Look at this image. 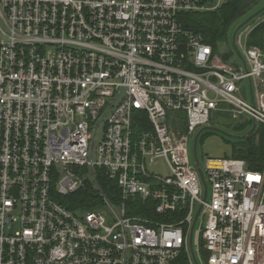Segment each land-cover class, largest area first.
Wrapping results in <instances>:
<instances>
[{
	"label": "built area",
	"instance_id": "obj_1",
	"mask_svg": "<svg viewBox=\"0 0 264 264\" xmlns=\"http://www.w3.org/2000/svg\"><path fill=\"white\" fill-rule=\"evenodd\" d=\"M222 2L0 0V264H264V170L193 156L218 113L264 125V38L229 64L179 22Z\"/></svg>",
	"mask_w": 264,
	"mask_h": 264
},
{
	"label": "trees",
	"instance_id": "obj_2",
	"mask_svg": "<svg viewBox=\"0 0 264 264\" xmlns=\"http://www.w3.org/2000/svg\"><path fill=\"white\" fill-rule=\"evenodd\" d=\"M264 6V0H223L222 5L214 11L187 12L179 15V22L189 31L201 34L215 53L222 44L230 45L233 28L246 20L252 14ZM259 20V22H257ZM251 23H256L250 37L254 38L251 46H261L264 38V12L255 18ZM230 54L224 55V60L228 61ZM218 124L230 121V114L218 113ZM136 125V132H143L142 121L146 120L143 113ZM215 121L213 120L211 125ZM247 123L252 124L250 121ZM244 129V128H243ZM236 130H240L236 128ZM232 158L246 161L248 168L252 171L261 172L264 170V125H258L252 135L245 139L234 140L232 142ZM100 183L112 199H117L119 194L118 185L108 179H100ZM93 194L90 186L86 190L78 191L67 198L66 206L72 211L92 210L91 201Z\"/></svg>",
	"mask_w": 264,
	"mask_h": 264
},
{
	"label": "rangeland",
	"instance_id": "obj_3",
	"mask_svg": "<svg viewBox=\"0 0 264 264\" xmlns=\"http://www.w3.org/2000/svg\"><path fill=\"white\" fill-rule=\"evenodd\" d=\"M218 5H219V0H208L207 6L209 8H214L217 7ZM200 12H204V11H200ZM257 22H259V20H257ZM241 23H239L233 28L231 37L233 36L234 31ZM255 26L256 23H251V24L249 23L247 26H245L238 32L236 37V42L238 45L240 41L242 47L246 49L253 47L251 46L250 43L254 41V38L250 37V34L254 30ZM241 35L242 37L240 40ZM229 52H233V54L230 55L228 63L239 64L238 58L234 55V51L232 49L231 43L230 45H226V44L220 45L218 48L217 55H219L220 59H224V55L230 54ZM213 120L215 121V123L211 125L212 127L218 128L232 136L245 135L251 130L253 125L247 123L244 117L239 118V120H235L233 119L232 116H230V121L228 120L224 124H218V120H220L219 116L214 117ZM236 128H239L240 130H236ZM234 140L235 139L229 138L217 132H213V131L203 132L200 135L197 144V153L201 165L204 166V163L208 158H214V159L232 158L233 155L232 142H234ZM150 170L151 172L157 173L162 176H165L167 174L165 164L162 160L157 161Z\"/></svg>",
	"mask_w": 264,
	"mask_h": 264
},
{
	"label": "water",
	"instance_id": "obj_4",
	"mask_svg": "<svg viewBox=\"0 0 264 264\" xmlns=\"http://www.w3.org/2000/svg\"><path fill=\"white\" fill-rule=\"evenodd\" d=\"M264 12V6L259 9L257 12H255L254 14H252L250 17H248L246 20H244L238 27L237 29L234 31L233 33V36H232V39H231V44H232V49L233 51L236 53L237 57L241 60V62L244 64V59L237 47V42H236V37H237V34L238 32L244 28L245 26H247L251 21H253L255 18H257L261 13ZM256 129V124H253L252 125V128L251 130L246 133L245 135L243 136H232L230 134H227L226 132L218 129V128H215V127H212V126H207L205 128H202L196 135L195 139H194V143H193V156H194V160L197 164V166L199 167V159H198V153H197V144H198V140H199V137L200 135L205 132V131H213V132H217V133H220L222 135H225L229 138H232V139H235V140H241V139H245L247 137H249L250 135H252L254 133ZM200 171V174H201V177H202V180H203V183H204V187H205V198L207 197V187H206V183L204 181V178H203V174H202V171Z\"/></svg>",
	"mask_w": 264,
	"mask_h": 264
}]
</instances>
